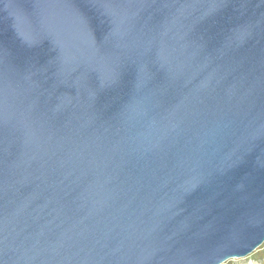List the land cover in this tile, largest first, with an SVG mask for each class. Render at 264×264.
<instances>
[{
	"label": "water",
	"instance_id": "95a60500",
	"mask_svg": "<svg viewBox=\"0 0 264 264\" xmlns=\"http://www.w3.org/2000/svg\"><path fill=\"white\" fill-rule=\"evenodd\" d=\"M263 243L264 0H0V264Z\"/></svg>",
	"mask_w": 264,
	"mask_h": 264
},
{
	"label": "rangeland",
	"instance_id": "374dc122",
	"mask_svg": "<svg viewBox=\"0 0 264 264\" xmlns=\"http://www.w3.org/2000/svg\"><path fill=\"white\" fill-rule=\"evenodd\" d=\"M222 264H264V244L244 258L229 259Z\"/></svg>",
	"mask_w": 264,
	"mask_h": 264
},
{
	"label": "trees",
	"instance_id": "16d2710c",
	"mask_svg": "<svg viewBox=\"0 0 264 264\" xmlns=\"http://www.w3.org/2000/svg\"><path fill=\"white\" fill-rule=\"evenodd\" d=\"M264 244V243H263Z\"/></svg>",
	"mask_w": 264,
	"mask_h": 264
}]
</instances>
